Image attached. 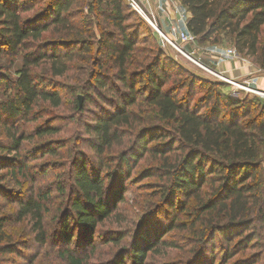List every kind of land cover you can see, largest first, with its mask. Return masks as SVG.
I'll return each mask as SVG.
<instances>
[{
	"label": "rangeland",
	"instance_id": "374dc122",
	"mask_svg": "<svg viewBox=\"0 0 264 264\" xmlns=\"http://www.w3.org/2000/svg\"><path fill=\"white\" fill-rule=\"evenodd\" d=\"M24 1L25 6L31 8L21 12L22 18L34 20L42 16L41 24L48 27L37 40L28 39L24 47L14 52L2 48L0 104L19 105L22 101L15 80L22 68L23 56L28 53L44 54L45 57L39 59L36 65L30 66L35 79L33 84L39 90L55 93L59 97V104L38 98L29 112L13 117L4 114L5 122L0 123V145L3 146L0 147V159L9 164V159L17 158L18 162L17 165L6 166V163H2L0 166V218L5 219L4 226L0 228V264H68V249L84 264H117L119 257H123L124 264H133L129 255L125 254L142 227L139 222L146 211L155 214L153 221L150 219L151 224L157 225L155 227L162 234L160 239L165 244L152 253L148 251L144 264H264V229L260 224H253L255 229L240 227L234 232L231 230L234 237L230 244L225 243L220 235H214L213 242H209L210 235L205 226L219 221L217 213L205 214L198 221L194 215L200 203L208 198L206 188L196 192L192 198L186 200L180 197L174 201L172 212L176 214L180 228L167 231V223L173 217L165 205L167 201L159 204V191L163 183V179L155 175L159 154L148 151L140 155L128 175L130 177L125 180L124 200L118 203L109 217L96 224L89 241L82 240L72 219L68 225L72 240L71 243L65 241L62 229L65 215L72 204L73 175L80 160L86 162L88 171L101 170V176H105L107 169L114 168L117 155L133 142L136 133L151 131L146 137L148 147L159 142L168 144L176 124L159 119L156 108L148 101L149 89L144 87L145 77L141 83L139 79L134 80L132 96L135 102L124 103L127 96L122 93H127V90L106 69L107 62L97 49L102 32L112 29L105 19L104 4L97 6L94 0H68V10L64 14L73 25L68 28L51 23L52 19L47 16V8L51 4L49 0ZM123 2L128 7L127 0ZM138 20H142L143 24L138 40L139 49L133 55L131 70L139 73L152 54H163L164 75L158 81L162 85L161 90H179L183 82L192 79L191 75L200 76L222 82L220 91L224 95L257 100L258 106H264V97L244 89L247 84L243 83V79L235 80L243 86L238 87L208 74L168 44L137 13L128 23ZM163 33L171 36L165 20ZM85 44L91 48L89 51H75ZM176 44L187 54L192 53L191 57L200 64L205 48L218 46L223 52L228 48H234L237 52L233 38L227 32H220L209 40H200L195 45ZM73 51L74 54L69 53ZM146 54L150 56L148 59H144ZM53 55L67 63V69L62 74H55L52 69L53 62L57 60ZM238 55V60L251 63L256 70L264 73V24L258 35L256 54ZM55 66H60V63H55ZM97 78L104 81L105 89L94 86L93 80ZM186 90H181L180 96L190 99V93ZM202 90L197 79L192 89L193 101L202 95ZM87 93L91 95L90 98ZM120 103L130 113L131 124L122 127L121 141L114 142L98 157L91 147L94 136L87 131V127L93 126L98 118H107L119 110ZM258 109L256 107L252 115ZM38 127H43L47 132L36 133ZM156 135L160 137L155 139ZM13 136L22 138V141L18 150L8 152L7 147ZM172 150L176 152V149ZM260 163L264 168V144ZM26 207L29 211L24 215ZM237 232L241 235L236 236Z\"/></svg>",
	"mask_w": 264,
	"mask_h": 264
},
{
	"label": "trees",
	"instance_id": "16d2710c",
	"mask_svg": "<svg viewBox=\"0 0 264 264\" xmlns=\"http://www.w3.org/2000/svg\"><path fill=\"white\" fill-rule=\"evenodd\" d=\"M49 1L51 4L47 8V16L52 19L51 23L72 28L68 16L64 14L70 1ZM94 1L97 6L104 4L105 19L112 27L111 30L102 32L97 49L105 63L107 62L106 69L111 71L112 76L127 90V93H122L127 96L124 103L135 102L132 96L135 91L134 80L139 79L138 82L141 83L145 77L144 87L149 89L148 101L156 108L159 119L173 122L176 126L173 137L169 135L172 140L168 144L159 142L151 147L147 146L146 141L151 131L142 130L136 133L133 142L117 155L113 162L114 168L107 169L105 176H101V170L88 171L86 162L80 160L73 175L72 204L65 215L62 229L65 241L71 243L72 240L68 230L70 219L74 221L75 228L79 229L82 240L89 241L96 224L109 217L118 203L124 200L125 180L130 177L128 175L134 163L145 151L159 154L155 167V175L163 179L159 204L167 201L165 205L173 217L167 223V231L180 228L176 214L172 212L174 201L180 197L186 200L192 198L196 192L205 188L208 198L200 203L194 215L198 221L205 217V214L217 213L219 221L205 226L210 235L209 242H213L214 235H220L225 243L230 244L234 237L231 230L234 232L240 227L249 230L255 229L253 224H260L264 229V168L260 163L264 144V106H258L257 100L224 95L220 91L222 82L191 74L192 79L183 82L179 90H161L162 85L158 81L162 80L164 75L163 54H152L149 62L141 65L139 73L131 70L133 55L139 49L142 20L128 23L136 17V13L126 6L123 0ZM179 1L190 13L187 27L196 36V42L209 40L220 32H227L232 36L239 54H256L258 35L264 24V0ZM25 3L24 0H0V52L2 48L14 52L24 47L28 39L37 40L47 29L48 25H42L40 22L42 16L34 20L22 18L21 12L31 8L25 6ZM90 49L85 44L75 51ZM69 53L74 54V51ZM44 57V54L33 53L23 56V65L15 80L22 101L19 105L0 104L1 124L5 122L4 114L11 117L24 115L23 112H29L32 103L38 98L49 100L54 105L59 104V97L55 93L39 90L33 84L35 79L30 72V66L36 65L38 60ZM53 57L57 59L52 65L54 73L62 74L67 69V63L58 60L54 55ZM149 57L146 54L144 59ZM55 63H60L59 68ZM2 79L0 76V83ZM197 79L203 90L202 95L193 101L192 89ZM93 84L97 88H106L101 78L94 79ZM184 88L190 93V99L180 96ZM90 96L87 93V97ZM256 107L259 109L252 115ZM118 109L109 117H100L93 126L87 127V131L94 136L91 147L98 157L114 142H120L122 127L131 124L130 113L126 112L124 104L120 103ZM46 132L43 127L36 129L38 134ZM158 137L160 136L156 135L155 139ZM21 141L22 138L13 136L7 147L8 152L18 150ZM0 147L3 148L1 145ZM172 149H176V152ZM49 150L51 152L50 148ZM2 163L8 166L18 162L17 158L9 159V164L8 161L0 159V166ZM24 211L25 215L29 211L28 207ZM153 215L155 216L148 211L144 212L139 222L142 227L127 248L125 255H129L133 264H144L148 251L152 253L165 244V241L160 239L162 234L159 233L158 227H155L157 225L151 224V220L155 218ZM4 222L5 219L0 218V228L4 226ZM235 235L241 234L237 232ZM66 256L68 264H84L83 260L75 257L69 249ZM118 260L117 264L125 263L123 257Z\"/></svg>",
	"mask_w": 264,
	"mask_h": 264
},
{
	"label": "built area",
	"instance_id": "2783aa9c",
	"mask_svg": "<svg viewBox=\"0 0 264 264\" xmlns=\"http://www.w3.org/2000/svg\"><path fill=\"white\" fill-rule=\"evenodd\" d=\"M127 3L131 9L147 21L159 33V35H161V37L182 56L191 60L208 74L213 75L219 80L230 83L233 86L243 87L239 85L238 82H235L234 79L213 72L198 63L191 57L192 53L187 54L182 47L176 44V42L181 44H196V36L187 27L189 12L186 9H183V6L178 4L176 0H127ZM161 20L167 22L171 36L163 33ZM158 27L161 28V32L158 31ZM223 54L226 57L240 58L234 48L226 49ZM243 83L247 84V87H243L244 89L260 97H264V91H258L251 88L246 81H243Z\"/></svg>",
	"mask_w": 264,
	"mask_h": 264
},
{
	"label": "crops",
	"instance_id": "0c3cea01",
	"mask_svg": "<svg viewBox=\"0 0 264 264\" xmlns=\"http://www.w3.org/2000/svg\"><path fill=\"white\" fill-rule=\"evenodd\" d=\"M176 2L181 5L179 0ZM161 24L164 27L163 20H161ZM201 63L213 72L234 80L243 79L251 88L264 91V73L261 70H256V67L251 63H243L236 58L224 56L223 49L218 46L205 48Z\"/></svg>",
	"mask_w": 264,
	"mask_h": 264
},
{
	"label": "water",
	"instance_id": "95a60500",
	"mask_svg": "<svg viewBox=\"0 0 264 264\" xmlns=\"http://www.w3.org/2000/svg\"><path fill=\"white\" fill-rule=\"evenodd\" d=\"M158 31H160V32H161V28H160V27H158Z\"/></svg>",
	"mask_w": 264,
	"mask_h": 264
}]
</instances>
